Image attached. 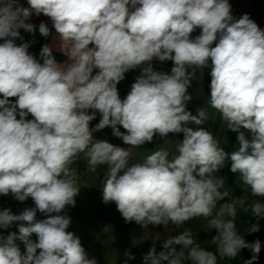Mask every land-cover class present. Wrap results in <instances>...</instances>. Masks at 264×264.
Instances as JSON below:
<instances>
[{"label": "clouds", "instance_id": "9594fccd", "mask_svg": "<svg viewBox=\"0 0 264 264\" xmlns=\"http://www.w3.org/2000/svg\"><path fill=\"white\" fill-rule=\"evenodd\" d=\"M27 4L0 0V194L20 202L30 197L35 207L20 214L0 211V229L18 226V232L0 235V264H97L80 237L68 231L71 218L61 214L75 207L81 189L71 167L80 154L90 172L106 166L102 201L115 202L126 223L144 230L181 228L202 218L215 232L211 251L189 228L158 248L157 231L143 264H220L242 249L253 253L243 264H254L261 242H246L236 224L238 209L249 210L247 196L220 203L229 192L217 173L230 161L243 189L264 197V30L248 14L235 18L229 0ZM33 14L51 20L54 42L67 58L63 63L49 44L37 60L28 42L15 43L22 39L20 29L34 33L28 22ZM39 33L48 37L50 29L41 22ZM154 60L172 61L170 74L154 70ZM137 68L141 75L121 99L117 85ZM208 68V104L238 134L230 153L203 126L210 120L207 109L198 107L195 115L187 110L191 82ZM97 112L101 118L90 127ZM106 127L128 147L95 139L93 133ZM180 133L175 153L163 147L171 142L169 134ZM156 136L163 145L137 159L134 150ZM250 208L257 219L264 217V203L255 199ZM38 212L46 218L37 219ZM258 230L253 224L246 231ZM125 256L124 264L135 259Z\"/></svg>", "mask_w": 264, "mask_h": 264}, {"label": "rangeland", "instance_id": "374dc122", "mask_svg": "<svg viewBox=\"0 0 264 264\" xmlns=\"http://www.w3.org/2000/svg\"><path fill=\"white\" fill-rule=\"evenodd\" d=\"M156 71L168 72L170 74L168 70L162 69ZM197 73L199 75L208 74L205 70H203L202 73L198 70ZM139 75H141L140 68L130 70L125 74V79L117 85L121 99L126 97L131 89L132 83L135 82L136 77ZM205 82H202L200 85H198L200 82H191V86L188 89V92L192 95V100L188 102L187 110L191 111L193 115L196 114V109L201 106L205 107L209 114L213 112L215 113L208 104L210 87L205 84ZM90 113L91 110H89V114ZM217 114V120L219 122V113ZM100 118V114L97 112L96 119L90 122V127H95ZM212 119L213 118L203 126L210 130L209 122L213 121ZM120 130L122 132L125 131L122 126H120ZM213 131L217 132V129L213 128ZM218 135H215V137L217 139L219 137L218 140L220 141V144H222L221 141H223L224 135ZM93 136L97 140H107L109 143L116 146L128 147V145L123 143L122 139L117 138L112 134V129L110 127L94 132ZM167 139L171 140V142L163 145L164 139L156 136L153 142L146 143L139 149L134 150L135 157L140 159L161 145L168 148L170 152L175 153V143L176 141H182L183 134H169ZM71 167L77 170L78 186L81 189L75 198V207L68 206L66 207L65 212L61 214H67L71 218V224L68 231L74 232L80 237L82 246L88 253V257L90 259L95 258L97 264H124V261L127 259L125 252H128L135 257V259L128 260V264H143V255L152 247L151 238L157 231L162 233L161 240L157 242L158 245L166 238L178 235L184 230V228L191 229L194 234L200 231L210 230L207 227V221L202 218L190 220L181 228L168 225L166 228H149L148 230H144L141 225H138L135 222L126 223L117 210L115 202L105 204L102 201L101 180L106 171V166L98 167L95 173L90 172L88 171L87 161L84 158V155L80 154ZM221 173L222 174L219 172L217 175L224 178L225 182L236 177V173L226 172L227 174H224L223 171H221ZM248 199L249 198H247V201ZM0 202H2V204L0 203V209H10L13 214H20L25 208L35 207V204L30 197L27 200L20 202L11 194H0ZM248 205V212H244L243 209H238L236 217L237 227L239 228L240 234L244 236L246 242L252 243L258 239L261 242V250H264V217L257 219V217L253 216L251 213V204L248 203ZM45 218L46 217L39 212L37 213V219ZM253 224H258L259 230L255 233L246 231ZM1 232L4 236L8 235L10 232H18V226L17 224H13L9 229H0V234ZM32 238L33 240L36 239L35 234H33ZM196 242L200 244L201 247L215 251V245L211 243L210 237ZM17 243L20 244L23 251V243L19 241ZM252 255L253 253L249 249H242L234 260H222L220 261V264H243V262Z\"/></svg>", "mask_w": 264, "mask_h": 264}, {"label": "crops", "instance_id": "0c3cea01", "mask_svg": "<svg viewBox=\"0 0 264 264\" xmlns=\"http://www.w3.org/2000/svg\"><path fill=\"white\" fill-rule=\"evenodd\" d=\"M18 2L21 5H23L24 7H29V5L27 4V0H18ZM229 3L231 5V13L235 18L238 19L242 15L248 14L250 19H252L254 22H256L257 25L262 30H264V0H229ZM28 22L35 25L34 33H29L27 31H25L24 29H20L19 31H20V36L22 37V39L17 38L15 40V43L19 46L22 43L28 42L30 44L28 51H29V53L34 55L37 60H40L39 54H40V51H41V48L43 47V45L49 44L50 46H52L53 55L56 58L57 62L63 63L67 58L63 55V53H61L58 50L59 42L58 41L54 42V37L56 36V32L52 26L51 20L43 14H41L40 16H36L33 14L31 19ZM41 22L45 23L50 29V35L48 37H44L39 33V24ZM199 33H200V30L197 29L192 35H193V37H195V36L199 35ZM0 43H3L2 39H0ZM41 62H42V60H41ZM152 65H153L152 67H154V69H156V70H162L163 69V70H168L169 72H171V68L174 66L172 61L160 62L159 60H154L152 62ZM204 70L208 74L207 75L206 74L205 75H199L197 73L198 78L193 79L192 80L193 83L194 82L195 83L200 82L198 84V85H200L202 82L208 81V82H205V84L210 85L211 77L209 75V72L211 69H204ZM94 72H95V70H94ZM0 98H2V97H0ZM10 99L15 100V98H10ZM209 115H210V119L213 118L212 119L213 121L209 122L210 131H212L214 133V135H218V134L224 135L223 141H221L222 144H220V146L224 147L225 150L230 153L237 146V143H238L237 135L238 134L235 132H232L231 130L226 129V125H224L220 120L218 122L217 112H215V113L213 112ZM29 119H31L30 116H29ZM213 128L217 129V132H214ZM218 139H219V137H218ZM221 171H223L224 174H227L226 172H231L230 171V161L225 162V166L221 169ZM221 171H219L220 174H222ZM237 175L238 174H236V177L234 179H230L229 181L225 182L226 183L225 188L229 192L228 198H232V196L242 197L245 193L247 198H249L248 199L249 204H251L252 201L255 199L259 200L261 203H264V197H253L247 188L243 189V186L239 180V175H238V177H237ZM0 203L2 204V202H0ZM2 210H4V209H0V211H2ZM2 232L0 235L3 234ZM5 236H7V235H5Z\"/></svg>", "mask_w": 264, "mask_h": 264}, {"label": "trees", "instance_id": "16d2710c", "mask_svg": "<svg viewBox=\"0 0 264 264\" xmlns=\"http://www.w3.org/2000/svg\"><path fill=\"white\" fill-rule=\"evenodd\" d=\"M231 198L226 197L224 201H221L220 203H226L229 202ZM214 235V230H204L195 233V239L196 241H202L206 239L207 237H212ZM160 244L157 245L159 248ZM264 250L262 249L258 255V259L254 261V264H264ZM252 256H250L248 259H250Z\"/></svg>", "mask_w": 264, "mask_h": 264}]
</instances>
